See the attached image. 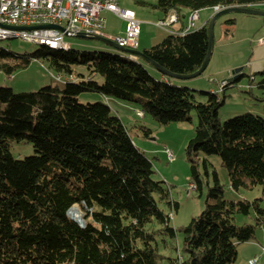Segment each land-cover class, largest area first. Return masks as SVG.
<instances>
[{
	"label": "trees",
	"instance_id": "trees-1",
	"mask_svg": "<svg viewBox=\"0 0 264 264\" xmlns=\"http://www.w3.org/2000/svg\"><path fill=\"white\" fill-rule=\"evenodd\" d=\"M136 3L164 17L176 12L182 21L183 10L247 7L264 0ZM209 20L193 31L168 33L144 54L175 74L196 71L208 50ZM234 23L225 20L228 26ZM232 34L225 29L226 38ZM38 45L22 54L0 47V71L7 76L35 59L57 79L65 76L62 88L15 92L0 86V264H159L163 259L167 264H232L238 245L254 239L264 219L262 198L226 199L214 173L203 210L181 228L178 249L171 215L158 207L164 203L176 211L178 204L170 200L164 181L154 178L152 160L107 102L81 103L78 96L93 92L132 102L160 124L190 121L194 110L197 123L185 150L195 190L201 192L204 185L200 163L206 169L199 155H217L231 188L260 185L264 197V117L248 112L219 118L224 90L245 74L223 82L220 96L173 83L181 80L163 73L165 79L154 77L142 59L121 50L122 55ZM247 77L252 85L253 75ZM258 86L264 89V77ZM137 127L150 135L149 128ZM13 143H29L34 153L16 158ZM74 204L84 209L83 226L67 214ZM252 209L256 225L235 224L236 215L247 216ZM161 248L175 250L176 256H163Z\"/></svg>",
	"mask_w": 264,
	"mask_h": 264
},
{
	"label": "rangeland",
	"instance_id": "rangeland-1",
	"mask_svg": "<svg viewBox=\"0 0 264 264\" xmlns=\"http://www.w3.org/2000/svg\"><path fill=\"white\" fill-rule=\"evenodd\" d=\"M120 8L130 7L132 9L139 8L136 0H115ZM149 3H156V0H144ZM126 9V8H125ZM151 11V9H146ZM220 9H203L197 11V19L194 21L193 27L189 31H193L201 27V25L213 14ZM133 11V10H132ZM190 11L188 16H191ZM175 14V19L170 21ZM198 14L200 19L198 20ZM234 19L233 25H226L225 20ZM168 22L171 26L173 22L179 21L176 12H171L165 19H160L156 25L145 27L142 24L141 38L148 40L150 38L149 31L154 29L158 42L166 35L160 25ZM167 26V27H168ZM147 28V29H143ZM231 29L233 34L230 38H226L225 29ZM140 33V32H139ZM107 38L106 36H103ZM116 37V36H113ZM264 37V16L248 15L244 13H227L216 19L213 29V50L210 62L206 69L198 76L189 79L173 80V83L187 86L197 91H206L221 95L225 94L224 104L219 109V118L221 121L231 117L253 113L264 117V89L258 86V83L264 77L260 71H264V58L256 60L253 54L258 39ZM64 40L70 43L71 47L77 50L86 51H106L113 54H121V51L105 43L102 40L94 38H81L79 36H65ZM155 42V43H158ZM264 42V41H262ZM154 43V44H155ZM0 47L9 49L14 54L31 53L35 51L39 45L21 40L20 38L0 40ZM127 57V55H123ZM148 71L152 74L156 72L149 65L144 64ZM242 68L236 75L232 72L235 69ZM245 74L240 79L221 92V83L229 82L231 78L237 75ZM155 74V73H154ZM253 75L252 85L251 79L247 76ZM57 75L53 70L49 69L47 64L41 59L31 60L24 68L15 71L12 76H7L0 71V86H9L15 92L35 91L45 85H58L60 88L64 86V75L57 79ZM155 77V76H154ZM198 101H204V96L196 92ZM107 102L111 111L118 115L124 125L127 127L130 136L135 145L140 148L144 154L152 160L154 168V178L164 181V185L169 190L170 200L178 204L177 210L171 211L167 204L159 203L158 207L165 213H170L171 224L176 229L175 245L178 249L182 244L181 228L185 226L192 217L197 216L204 208L208 186L214 184V173H216L220 184L224 190L226 199H245L259 201L261 208L264 209V197L262 187L257 185L252 188L240 187L234 190L230 186L228 172L226 167L221 163V159L217 155L200 154V161L206 159V169L200 163L201 177L204 181L201 192L195 190L191 184L190 162L186 155V146L194 135V129L197 123L196 112L190 111V121L170 122L168 124H160L144 115V112L137 109L134 103L116 99L108 96L104 97L99 93L83 92L78 96L81 103L98 101ZM108 100V101H107ZM139 125H143L151 130L148 137L138 130ZM11 153L16 158H23L34 153L33 147L29 143H13ZM208 184V186L206 185ZM80 208L81 216L84 209L78 204H74ZM255 212L252 209L249 215H236L234 222L237 225L252 224L256 225ZM82 220V219H81ZM175 250L161 248V254L165 257H175ZM249 259H256V262L249 263ZM167 259H163L159 264H167ZM232 264H264V219L260 225L255 228V237L251 241L244 242L237 247V257Z\"/></svg>",
	"mask_w": 264,
	"mask_h": 264
},
{
	"label": "built area",
	"instance_id": "built-area-1",
	"mask_svg": "<svg viewBox=\"0 0 264 264\" xmlns=\"http://www.w3.org/2000/svg\"><path fill=\"white\" fill-rule=\"evenodd\" d=\"M104 10L111 11L126 20L124 35L109 37L104 33ZM176 16L170 17L173 21ZM197 17L190 16L188 29L193 27ZM160 22L167 27L168 22ZM58 26V27H57ZM140 23L135 12L123 9L112 2L93 3L90 0H0V40L3 36L12 38L53 39L56 43H68L65 36H106L120 47L136 49ZM264 41V38L261 42ZM223 82L221 83V85ZM256 262L252 259L249 263Z\"/></svg>",
	"mask_w": 264,
	"mask_h": 264
},
{
	"label": "crops",
	"instance_id": "crops-1",
	"mask_svg": "<svg viewBox=\"0 0 264 264\" xmlns=\"http://www.w3.org/2000/svg\"><path fill=\"white\" fill-rule=\"evenodd\" d=\"M138 7L141 8V9L136 10V9H132L130 7H125V8L133 10L135 12L136 19L140 23V33H139V36H138L137 50L143 51V49H146V48L150 47L151 45H154V43L158 42V41H156L157 37H156V35H154V33L156 34V32L153 31L154 30L153 28H152L151 31H149L150 38L148 40H145V39L141 38L142 24H144L145 27L147 26V24H149L150 26L153 25V24L156 25V22L158 20L165 19L167 16L164 17L156 9H151V11H148L146 9H150V8H145V7H141V6H138ZM253 7L264 11V4L253 5ZM125 8H123V9H125ZM189 12H190L189 10H183L184 15H186V16H188ZM101 15L105 19L104 33H105L106 36L113 37V36H122L124 34V31H125V28H126V23H127L125 19L121 18L120 16H118L115 13H113L111 11H108V10L102 11ZM186 16H184V19L182 21L173 22L171 24V26H168V27L163 28V29L161 28V30H163L166 33V35L168 33H171V32H173V33H181V32H185V31H189V29L187 28L188 24H189V19H187ZM199 19H200V15L198 14V20ZM209 19H210V16H209V18L207 20H209ZM205 22L203 24H205ZM143 29H147V28H143ZM230 37H227V38H230ZM263 38L264 37H261V38L258 39L257 45H256L255 50L253 52V54L256 56V60L264 58V42H261V40ZM139 60L142 61L140 58H139ZM142 63L146 64V65H149L150 67H152L156 71V72L152 73L155 77H157L159 79H165L163 74L160 73L156 68H154L153 66H151L148 63H145L144 61H142ZM239 76L240 75H237L236 77L231 78V79H236ZM249 260H251V259H249Z\"/></svg>",
	"mask_w": 264,
	"mask_h": 264
},
{
	"label": "water",
	"instance_id": "water-1",
	"mask_svg": "<svg viewBox=\"0 0 264 264\" xmlns=\"http://www.w3.org/2000/svg\"><path fill=\"white\" fill-rule=\"evenodd\" d=\"M227 13H244V14H248V15H260V16H264V11L259 10L253 6H247V7H229V8H223L220 9L219 11L215 12L213 14V16L210 18L209 22H208V50L206 53V56L201 64V66L194 72L190 73V74H175L169 71H166L165 69H163L162 67H160L159 65H157L154 61H152L151 59H149L143 51L137 50V49H128V48H124V47H120L117 44H115L112 40H110L109 38H104L102 36H97V35H87L85 33H80L78 34L79 37L81 38H94V39H98V40H102L105 43L111 45L112 47L124 51V52H128L131 53L137 57H139L140 59H142L143 61H145L146 63L150 64L151 66H153L154 68H156L157 70H159L161 73H163L164 75L170 77V78H175V79H189V78H193L196 77L198 75H200L208 66V63L210 62L211 59V55H212V50H213V29H214V24L216 22V19L218 17H220L223 14H227ZM58 27V26H57ZM240 70H242V68H238L235 69L232 74L236 75ZM68 214V211H67ZM69 216V215H68ZM69 218H71L69 216ZM72 219V218H71ZM73 220V219H72ZM75 221V220H74ZM78 222L80 225H84V220L82 219L81 221H76Z\"/></svg>",
	"mask_w": 264,
	"mask_h": 264
},
{
	"label": "bare ground",
	"instance_id": "bare-ground-1",
	"mask_svg": "<svg viewBox=\"0 0 264 264\" xmlns=\"http://www.w3.org/2000/svg\"><path fill=\"white\" fill-rule=\"evenodd\" d=\"M90 2H93V3L112 2L114 4H118L115 0H90ZM214 9H218V8H214ZM174 16H175V14H174ZM191 16L197 17V11H193L191 13ZM125 30H126V28H125ZM124 33H125V31H124ZM3 39H12V37L11 36H3V37H1V40H3ZM24 41L32 42L35 44L46 45L49 48L67 49L71 46L70 43H56L53 39H48V38L24 39ZM68 215L75 221H81V219H82L80 208L76 205H73L69 208Z\"/></svg>",
	"mask_w": 264,
	"mask_h": 264
}]
</instances>
